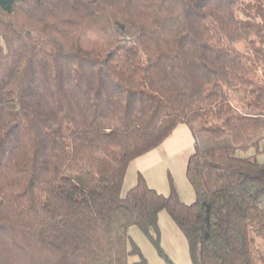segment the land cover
<instances>
[{
    "label": "trees",
    "instance_id": "16d2710c",
    "mask_svg": "<svg viewBox=\"0 0 264 264\" xmlns=\"http://www.w3.org/2000/svg\"><path fill=\"white\" fill-rule=\"evenodd\" d=\"M178 124L194 201L123 194ZM263 141L264 0H0V264H150L134 226L176 264L162 210L193 264H256Z\"/></svg>",
    "mask_w": 264,
    "mask_h": 264
},
{
    "label": "rangeland",
    "instance_id": "374dc122",
    "mask_svg": "<svg viewBox=\"0 0 264 264\" xmlns=\"http://www.w3.org/2000/svg\"><path fill=\"white\" fill-rule=\"evenodd\" d=\"M241 50H248L245 44L238 46ZM255 54L254 52H251ZM183 128L188 129L186 124H183ZM190 133V132H188ZM190 137V136H189ZM184 146H181L174 151L165 149L162 153L161 159L146 169L147 182L160 192L168 193L171 189V182L174 184L179 192V195L183 201H190L194 197V190L192 184L188 180L186 174L187 160L191 154L190 143L192 139H182ZM253 152V151H252ZM259 160H264V156H261ZM134 165V164H133ZM132 167V165H131ZM133 171L129 173L126 178V184L123 187V194L127 191L126 188L130 185V179L134 176ZM188 203V202H187ZM191 203V201H190ZM161 235V245L168 257L177 264H193L188 252V243L186 236L177 225V223L170 217L166 210H163L159 221ZM130 235L132 239L140 246L144 256L147 258L150 264H168V261L161 256L156 250L154 244L145 236L137 227L130 229ZM255 237V232H252ZM255 255L256 264H264V239L260 236H256L255 241ZM138 256L134 255L130 257V261L137 260Z\"/></svg>",
    "mask_w": 264,
    "mask_h": 264
},
{
    "label": "crops",
    "instance_id": "0c3cea01",
    "mask_svg": "<svg viewBox=\"0 0 264 264\" xmlns=\"http://www.w3.org/2000/svg\"><path fill=\"white\" fill-rule=\"evenodd\" d=\"M183 124H178L176 126V128L172 131V133L164 140V142L157 148L153 149L152 151L134 159L130 165H129V168H128V171L126 173V176H125V180H124V186L126 184V178L127 176L129 175V173L131 171H133L134 173V176L131 177L130 179V185L128 186V188H126L127 190L136 184L137 182V178H138V174L141 173L146 181L148 180L147 178V175L145 174L146 173V169L148 167H151L152 165H154L155 163H157L161 157H162V153L165 151V149L167 150H170L171 152L174 151L175 149L181 147V146H184V145H181L183 144V141L182 139H187V141L189 142V139L191 138L192 141L190 143L191 147L193 145V136H192V133L190 131V129H180L179 131H176L177 128L181 127L183 128ZM188 127V126H187ZM190 132V133H188ZM190 136V137H189ZM263 146H264V141H263ZM193 148H194V145H193ZM193 148L191 150V154L193 152ZM190 154V155H191ZM189 155V156H190ZM261 156H264V151H262L259 155H258V159L261 157ZM189 158V157H188ZM188 161V160H187ZM260 162H264V160H259ZM134 164V165H133ZM132 165V167H131ZM132 173V175H133ZM149 183V182H148ZM150 185V184H149ZM151 186V185H150ZM152 187V186H151ZM154 188V187H152ZM157 190V189H156ZM194 190V189H193ZM159 191V190H158ZM160 192V191H159ZM164 193V192H162ZM169 193V192H168ZM168 193H164V194H168ZM195 199V192H194V197L190 199L191 202H193ZM190 201L188 200H185V202H188L190 203ZM163 211V210H162ZM162 211L160 212L159 214V221H160V216H161V213ZM161 235H162V232H161ZM189 252V251H188ZM168 255V254H167ZM175 263V262H174ZM177 264V263H176Z\"/></svg>",
    "mask_w": 264,
    "mask_h": 264
}]
</instances>
